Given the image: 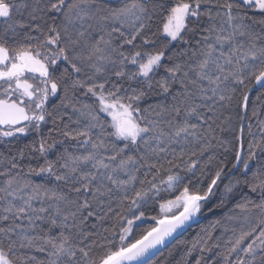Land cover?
Instances as JSON below:
<instances>
[{
    "label": "snow or ice",
    "instance_id": "obj_1",
    "mask_svg": "<svg viewBox=\"0 0 264 264\" xmlns=\"http://www.w3.org/2000/svg\"><path fill=\"white\" fill-rule=\"evenodd\" d=\"M0 264H264V0H0Z\"/></svg>",
    "mask_w": 264,
    "mask_h": 264
},
{
    "label": "trees",
    "instance_id": "obj_2",
    "mask_svg": "<svg viewBox=\"0 0 264 264\" xmlns=\"http://www.w3.org/2000/svg\"><path fill=\"white\" fill-rule=\"evenodd\" d=\"M256 95H257V93H256L255 91L251 94V99H252V101H255V100H256ZM246 126H247V124L245 123V127H246ZM207 222H208V221L205 220V221H203L202 223L207 224ZM195 230L198 231L199 228L197 227V228H195ZM192 234H193V229H189L188 232L185 233V235H184L183 238H185V239H189V238L191 237ZM164 255L167 256L168 253L165 252Z\"/></svg>",
    "mask_w": 264,
    "mask_h": 264
}]
</instances>
